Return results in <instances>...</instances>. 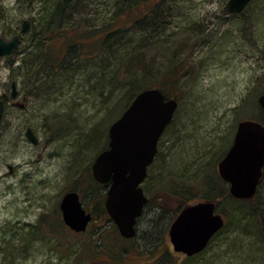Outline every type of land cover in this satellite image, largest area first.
<instances>
[{
  "label": "rangeland",
  "instance_id": "1",
  "mask_svg": "<svg viewBox=\"0 0 264 264\" xmlns=\"http://www.w3.org/2000/svg\"><path fill=\"white\" fill-rule=\"evenodd\" d=\"M71 1L72 28L63 40H49L50 53L62 56L63 42L74 34L87 40L92 33L94 40L125 25L132 33L147 28L131 39L153 63L152 84L177 107L141 185L149 203L137 236L118 238L103 204L97 205L106 189L96 185L91 164L107 146L109 125L142 87L139 75L127 73L122 59L106 57L105 41L97 56L85 50L83 61L81 54H67L64 66L50 70L44 61L49 45L35 47L22 36L24 22L27 29L32 18L47 17L40 12L47 0H0V37L21 36L14 52L0 56V264H114L121 251L119 264H264V185L246 202L216 198L226 223L205 252L169 255L164 246L170 249L169 222L187 202L183 196L198 200L204 181L219 177L217 163L237 122L264 116L257 102L264 91V0H251L237 14L228 13L227 0H159V17L134 26L148 2ZM72 189L93 214L79 233L54 217Z\"/></svg>",
  "mask_w": 264,
  "mask_h": 264
},
{
  "label": "water",
  "instance_id": "2",
  "mask_svg": "<svg viewBox=\"0 0 264 264\" xmlns=\"http://www.w3.org/2000/svg\"><path fill=\"white\" fill-rule=\"evenodd\" d=\"M251 0H227L230 14L240 13ZM23 23L22 31L26 29ZM19 36L6 40L0 37V56L11 54ZM16 84L11 83V95L16 96ZM257 102L264 108V91ZM5 102L0 98V120ZM177 107L175 98L166 97L159 88L138 91L121 114L108 127L107 148L97 154L91 164L94 180L107 184L104 206L118 232L125 238L136 234L135 224L141 216L147 198L141 187L147 168L157 153V144L171 122ZM26 136L37 139L30 128ZM264 166V124L255 119L237 122L232 142L217 163L220 178L228 184L229 194L237 199H249L256 192ZM63 223L72 231H85L92 219L75 190L66 191L58 204ZM211 201L184 207L171 223L168 235L175 251L192 255L201 251L211 236L223 226V219L214 214Z\"/></svg>",
  "mask_w": 264,
  "mask_h": 264
},
{
  "label": "trees",
  "instance_id": "3",
  "mask_svg": "<svg viewBox=\"0 0 264 264\" xmlns=\"http://www.w3.org/2000/svg\"><path fill=\"white\" fill-rule=\"evenodd\" d=\"M144 3L148 2V10L144 12L140 17L135 18L132 21V26L135 24H140L143 20H150V23L153 22V20L158 16V9L156 8V3L159 0H142ZM137 2H129V6H135ZM76 3H72L71 0H47V2H44L42 4V8L40 12L47 14V17H38V18H32L31 20L34 22L32 26H30L29 30L23 35L28 37L29 41L33 42L35 47H39L40 44H44L48 46L47 53L44 56V61L46 62L47 66L50 70H57L58 68L64 66L66 62V56L69 54L71 57H76L79 54H81V57L83 58V61H85L89 56L84 53L87 52L89 54H93L94 56H97L98 53L101 50L102 43L105 41V56L110 57V59H122L125 63V69L126 72L133 74L138 73L139 77L137 79H140V83H142V87L136 91L133 89L132 97L140 90L145 88H159L167 97H169V94L165 91L163 87H161L158 84H152L151 82V70L153 63L150 62V58L147 57V54L144 50V47L135 39L138 33H146L147 28H144L143 31L139 32H131L130 26H122L115 29H111L107 32H105L104 35L100 34L97 36L94 40L90 39L92 36V33L88 36L87 40H83V37H87L81 34L78 35H72V37L66 39L63 43L65 44L64 51L62 52V56L55 55L54 52L50 53V48H54L53 45L49 44V40H52L51 42L58 41L63 38V33L69 31V29L72 28L71 20L72 15L74 13L73 7L75 8ZM120 13L116 14V17ZM157 19V18H156ZM155 22V21H154ZM157 23V22H156ZM155 25V24H154ZM156 26V25H155ZM155 27L152 28L151 31L154 30ZM130 30V34L127 33ZM149 31V30H148ZM70 32V31H69ZM96 33V32H95ZM94 34V33H93ZM21 38V36L19 35ZM104 38V39H103ZM50 42V43H51ZM88 42V44H87ZM138 42V43H137ZM92 44V45H89ZM132 44V45H131ZM89 46V47H88ZM137 48V49H136ZM83 52V54L81 53ZM66 55V56H65ZM92 55V56H93ZM80 57V58H81ZM128 61L129 64L126 62ZM128 74V75H131ZM130 99V100H131ZM130 100L127 102L125 107L128 105ZM261 110L264 111V109L261 108ZM263 113V112H262ZM259 122L264 124V116L259 115L257 119ZM95 181V180H94ZM96 185H98V188L101 189H107V185L99 184L95 181ZM202 186V185H201ZM224 186V188H223ZM74 189V188H73ZM72 189V190H73ZM204 191L205 193L202 196H199L200 198H205L208 200H216V198H224V200H232V202H246L247 200H239L235 199L228 193V186L227 184L218 176H215L213 178H209L206 181H204ZM104 192L99 193L98 197H100L98 204L100 205L99 208H102L103 204V197ZM192 198L196 197L195 194H189ZM55 220L56 224H60V226H65L61 220L60 212L55 214ZM118 238H120V235L118 234ZM122 239V238H121ZM131 240V239H130ZM118 244V243H117ZM117 246V245H116ZM125 251V250H124ZM123 251H121L120 256L113 258V261L110 263L119 264L121 257L123 256Z\"/></svg>",
  "mask_w": 264,
  "mask_h": 264
},
{
  "label": "flooded vegetation",
  "instance_id": "4",
  "mask_svg": "<svg viewBox=\"0 0 264 264\" xmlns=\"http://www.w3.org/2000/svg\"><path fill=\"white\" fill-rule=\"evenodd\" d=\"M29 28H30V25H28V28L24 31V34L29 30ZM14 36V34L12 35V37ZM11 37V38H12ZM223 157V156H222ZM151 165H152V163L150 164V166L148 167V169L151 167ZM145 180V179H144ZM143 180V181H144ZM143 181H142V183H143ZM142 183H141V185H142ZM227 184V183H226ZM262 185H264V166H263V168H262V175H261V177H260V179H259V182H258V184H257V188H256V192H255V194L253 195V197H255L256 196V194L258 193V191L261 189V187H262ZM227 186H228V184H227ZM142 187V186H141ZM229 191V190H228ZM105 192H106V190H105ZM105 192H104V194H105ZM143 193H144V195L146 196V198H147V202H146V204L144 205V208H143V211H142V214H141V216H143V214H144V209H145V207H146V205L149 203V197L146 195V193L144 192V190H143ZM105 197H106V194L104 195V197H103V210H104V212H105V214L108 216V214H107V212H106V209H105V206H104V202H105ZM184 197V200H186L187 202L184 204V205H182L181 207H179L181 204H182V202H181V204L180 205H178V207H177V210L175 211L176 212V214H174V217L171 219V221L169 222V227H170V225H171V223L175 220V218L177 217V215L179 214V212L184 208V207H186V206H188V205H192V204H195V203H197V202H204V201H211V202H213L214 204H215V208H214V214H219L221 217H222V219H223V226L217 231V232H215L212 236H211V238L209 239V241H208V243H207V245L201 250V251H199L198 253H195V254H192V255H186L185 253H183V252H179V251H175L174 249H173V245H172V243H171V241H170V237H169V235H168V240H169V247H170V249L166 246V244H164V246L166 247V252H167V254H169V255H172V254H175V255H177V256H184V257H192V256H195V255H197V254H200V253H202V252H205V250H206V248L208 247V245H209V243L211 242V240H213V238L215 237V236H217L218 234H220V232L223 230V228L225 227V223H226V219H225V217H224V215H223V213L222 212H220V210H219V205H220V202H216L215 200H208V199H205V198H199L198 200L196 199L195 201L193 200V201H191L190 199H193L191 196H189V197H186V196H183ZM252 197V198H253ZM252 198H250V199H252ZM91 214H92V212H91ZM141 216L140 217H138L137 218V221H136V224H135V229H136V234H135V236L134 237H132V238H125V237H121L122 239H125V240H132V239H134L136 236H137V232H138V228H139V219L141 218ZM108 218H109V216H108ZM92 219H93V214H92ZM117 229V228H116ZM168 230H169V228H168ZM118 231V230H117ZM119 233V232H118ZM167 234H168V232H167ZM161 242V241H160ZM146 243V242H145ZM151 243V242H150Z\"/></svg>",
  "mask_w": 264,
  "mask_h": 264
},
{
  "label": "bare ground",
  "instance_id": "5",
  "mask_svg": "<svg viewBox=\"0 0 264 264\" xmlns=\"http://www.w3.org/2000/svg\"><path fill=\"white\" fill-rule=\"evenodd\" d=\"M226 8V7H225Z\"/></svg>",
  "mask_w": 264,
  "mask_h": 264
}]
</instances>
